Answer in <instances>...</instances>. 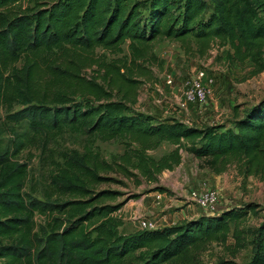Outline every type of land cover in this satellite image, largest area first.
Returning <instances> with one entry per match:
<instances>
[{"label": "trees", "instance_id": "obj_1", "mask_svg": "<svg viewBox=\"0 0 264 264\" xmlns=\"http://www.w3.org/2000/svg\"><path fill=\"white\" fill-rule=\"evenodd\" d=\"M21 1L0 0V264H203L201 254L213 242L224 244L233 256L251 244L246 264H264V220L256 227L246 223L256 208L252 202L160 228L122 232L117 211L126 200H114L123 192L100 186L138 174L158 180L163 170L181 163L182 150L215 173L235 164L244 175L264 177L263 101L242 112L236 107L233 126L158 119L135 107L142 82L135 67L146 74L137 60L157 62L153 42L159 38L176 40L200 56L217 40L230 45L229 62L249 61L252 74L264 71V0H34L17 5ZM126 40L132 64L97 53L99 47L121 52ZM95 65L107 84L86 75ZM66 128L103 140L124 139L126 147L111 160L98 149L64 148L60 160L52 159L56 168L44 194L25 190L29 162L21 152L42 141L45 153L51 137ZM163 141L174 147L152 156L149 150ZM36 213L44 221L38 223ZM211 264L235 261L220 258Z\"/></svg>", "mask_w": 264, "mask_h": 264}, {"label": "rangeland", "instance_id": "obj_2", "mask_svg": "<svg viewBox=\"0 0 264 264\" xmlns=\"http://www.w3.org/2000/svg\"><path fill=\"white\" fill-rule=\"evenodd\" d=\"M209 2H211L209 0ZM34 0H22L17 5L27 6L33 4ZM209 11H207L208 13ZM121 52L113 53L103 48H97V53L104 56L106 60L123 58L128 64L131 50L129 40H126ZM229 44L215 40L204 56L187 52L176 40L159 38L153 42V51L158 61L143 62L138 59L146 68V74H139L138 68L135 77L142 80L137 88V102L135 107L152 113L158 119L177 116L189 120L197 125L224 123L234 125L236 107L242 112L245 108L264 102V71L252 74V66L238 62L231 63L228 60L227 52ZM131 62V63H130ZM199 68H205L207 72V84L210 87L208 103L201 107L197 103L181 105L185 89L191 76ZM98 66L88 68L86 75H97L98 80L107 84L104 80L102 70L97 71ZM124 71L125 68L122 67ZM147 70H149L147 72ZM171 77L172 82L167 79ZM263 104V103H262ZM19 107L18 105L15 106ZM42 141L26 147L21 152V159L29 162V176L25 190L33 191L36 195L42 196L47 188L50 175L56 168L52 159L60 160L58 152L64 148H88L98 149L107 159L111 160L122 153L126 147L125 140L120 138L103 140L97 134L86 133L80 130L64 129L55 133L49 141L48 149L44 153ZM174 147L173 144L163 141L157 148L149 150V153L159 158ZM183 159L173 169L163 170L158 180H147L138 174L133 177H122L123 183H102L101 187H112L121 190L123 193L114 201L126 200L124 205L117 211L125 220L129 221L130 216L137 222L138 215L143 212L137 206L144 196H148L152 190L159 186L165 188L163 204L164 208L175 212L178 200L182 199L181 194H189L193 185L209 182L221 192L219 208L226 209V206H239L252 202L256 208L251 210L246 223L251 227L258 226L264 220V177L256 175H244L238 171L235 164L228 167L222 173L213 172L200 158L186 150H182ZM188 201L186 202V204ZM197 212L198 210L195 205ZM170 210H168L169 212ZM175 216L178 214L172 213ZM145 215V214H143ZM137 216V217H136ZM146 216H149L146 214ZM150 217V216H149ZM38 223L44 221V215L36 213ZM180 222L181 219H175ZM173 220L171 219L170 222ZM251 238V235H250ZM229 243L233 242L230 237ZM252 255V246L248 244L233 256L227 247L218 242H213L202 254L203 264L217 262L220 258L233 259L235 264H246Z\"/></svg>", "mask_w": 264, "mask_h": 264}, {"label": "built area", "instance_id": "obj_3", "mask_svg": "<svg viewBox=\"0 0 264 264\" xmlns=\"http://www.w3.org/2000/svg\"><path fill=\"white\" fill-rule=\"evenodd\" d=\"M206 80L207 72L205 68H199L194 72L185 89L184 97L181 102L182 106L193 102L203 107L208 103L210 87L207 84ZM167 81L172 82V78L169 77ZM185 121L189 124H194L189 120ZM161 194L162 193H158L157 197L160 198ZM189 197L191 201L197 206L198 210L201 212L200 214L215 215L224 210L218 207L222 197L220 190L209 182H203L197 186L193 185L189 190ZM226 207L229 208L230 206ZM137 219L139 229H155L166 226L164 224L159 223L155 218L146 215H139ZM174 223L176 222H170L167 225H171Z\"/></svg>", "mask_w": 264, "mask_h": 264}, {"label": "crops", "instance_id": "obj_4", "mask_svg": "<svg viewBox=\"0 0 264 264\" xmlns=\"http://www.w3.org/2000/svg\"><path fill=\"white\" fill-rule=\"evenodd\" d=\"M174 117H177L176 115ZM158 193H162L160 195V198L157 197ZM148 196H144L141 200V203L137 206L139 210H143L139 215L147 214L152 218H155L159 223L167 225L170 223L171 219L174 221H177L175 219H181L186 220L190 218H194L199 216L200 214L197 212L195 208V204L191 201L189 194H181L182 199L178 200V203L176 204V207H180L175 212H172L171 209H165L164 207L167 204H163L164 201V195H166L165 191H159V190H152L149 193H147ZM161 200V201H160ZM188 203L186 204V202ZM168 210H170L168 212ZM172 213L178 214V216L173 215ZM138 215V216H139ZM130 220L126 221L124 216V222L120 226V230L122 232H132L139 227L137 226V222H135L134 219L131 218ZM137 217V216H136Z\"/></svg>", "mask_w": 264, "mask_h": 264}]
</instances>
